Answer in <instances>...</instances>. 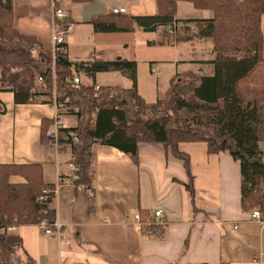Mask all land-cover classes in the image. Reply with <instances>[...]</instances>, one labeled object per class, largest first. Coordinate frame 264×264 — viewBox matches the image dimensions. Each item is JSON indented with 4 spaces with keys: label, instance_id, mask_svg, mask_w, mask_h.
I'll return each mask as SVG.
<instances>
[{
    "label": "crops",
    "instance_id": "obj_1",
    "mask_svg": "<svg viewBox=\"0 0 264 264\" xmlns=\"http://www.w3.org/2000/svg\"><path fill=\"white\" fill-rule=\"evenodd\" d=\"M15 4L20 7L18 29L32 24L29 32L41 41L50 38L51 0H14ZM61 4L70 21L64 32L71 62L85 61L91 56L136 62L138 46L157 44L161 46V55L143 58L151 66L155 59H168L174 73L187 70L213 73V65L204 62L214 55L208 38L172 42L164 28L144 31L137 27L132 32L99 33L94 32L90 23L93 16L113 8H125L124 13L133 16L153 15L157 10L155 0H62ZM210 16V11L197 9L191 2H176L175 19ZM261 31L264 58V13ZM130 86L131 81L129 86L120 87ZM0 107L4 110L0 112V164L39 163L44 181L55 185L53 199L59 233L53 228L46 234L47 226L43 223L10 230L21 236L24 249L36 263L264 264V221L252 217L253 210L243 211L239 162L228 152L210 154L204 142L178 144V149L189 157L192 199L185 187L188 178L181 160L162 143L140 142L138 164L120 149L97 143L91 154L93 184L84 190L68 181L59 184L60 175L70 174L69 153L59 151L56 162L50 148L40 143L41 120L53 121L58 108L52 99L37 97L32 102L17 104L10 91H0ZM60 115L63 126L77 125L74 115L62 110ZM72 119L74 123H68ZM260 146L264 151V141ZM155 210L163 213L164 231L161 236H147L134 216L147 211L156 223L159 218L154 216Z\"/></svg>",
    "mask_w": 264,
    "mask_h": 264
},
{
    "label": "trees",
    "instance_id": "obj_2",
    "mask_svg": "<svg viewBox=\"0 0 264 264\" xmlns=\"http://www.w3.org/2000/svg\"><path fill=\"white\" fill-rule=\"evenodd\" d=\"M177 1L155 0L153 15L110 11L93 16L90 23L99 33L164 28L172 42L208 38L214 55L204 62L213 65L211 75L175 72L166 96L146 102L137 90L135 61L91 56L71 62L66 44L53 55L37 36L14 27L13 0H0V91H10L17 104L54 97L60 109L67 108L64 113L75 116L77 125L59 128L57 142L60 151L69 153L68 162L79 169L72 180L67 179L69 175H60L59 184L68 181L76 188H91L94 144L116 147L138 164V144L159 142L181 160L188 178L185 187L194 199L189 157L178 144L204 142L208 153L226 151L239 162L241 207L246 212L257 209L264 221V151L260 146L264 141V0H183L211 13L210 18L185 20L175 19ZM58 22L60 30L66 31L70 21L65 17ZM113 71L121 72L131 86L94 88L73 81L77 74L94 83L96 74ZM39 77L43 87L36 84ZM242 82L258 87L251 101L244 102L239 94ZM51 124L52 119H42L39 133L40 143L48 148L54 140L47 135ZM14 177L20 180L13 181ZM54 186L44 181L39 163L0 164V264H38L24 249L21 236L8 228L40 223L54 228ZM44 190L49 193L41 199ZM139 215L149 223L142 229L145 235L163 234L165 224L154 223L147 211Z\"/></svg>",
    "mask_w": 264,
    "mask_h": 264
},
{
    "label": "rangeland",
    "instance_id": "obj_3",
    "mask_svg": "<svg viewBox=\"0 0 264 264\" xmlns=\"http://www.w3.org/2000/svg\"><path fill=\"white\" fill-rule=\"evenodd\" d=\"M14 6H16V10L14 9ZM19 5H14L13 0V25L16 27L17 21V11L19 10ZM25 22V21H22ZM27 24V23H25ZM32 24H29L25 29H19L23 33L32 34L28 31V27H30ZM17 28V27H16ZM18 29V28H17ZM27 30V31H26ZM52 34V30H51ZM36 36V35H35ZM39 38V37H37ZM40 39V38H39ZM43 39V38H41ZM49 40L51 41V36L48 39H43L42 41L45 42L46 46L45 48H49L51 43H48ZM41 41V42H42ZM155 55L160 56L161 55V46L160 45H144V46H138L137 48V85L139 93L141 94L142 98L146 102H154L157 98H164L166 96V91L169 86V80L173 76L174 73V66L167 61L168 59H155L152 66L149 64L148 61H145L143 58L145 55ZM152 68H154L156 71L159 72V74H153L151 72ZM92 82V80H91ZM97 85H120V86H129L130 81L119 71H113L109 73H101L95 76V80ZM256 90H258L257 86H251L244 82L239 83L238 91L239 94L244 102L251 101ZM72 121H69L68 123H74V119ZM255 210V209H254Z\"/></svg>",
    "mask_w": 264,
    "mask_h": 264
},
{
    "label": "built area",
    "instance_id": "obj_4",
    "mask_svg": "<svg viewBox=\"0 0 264 264\" xmlns=\"http://www.w3.org/2000/svg\"><path fill=\"white\" fill-rule=\"evenodd\" d=\"M61 2H62V0H51V6H50L51 17H52V23H51V29H52L51 42H52V45H51V50H52L53 55L56 52L63 50V45H65V32L63 30H60L59 24L56 23L59 20H63L66 16L65 10L63 9ZM111 11L113 13H124L125 8H113V9H111ZM151 72L157 73V71H155L154 68H152ZM73 81L75 83L84 82L87 85H93L95 88H98L97 85L92 84V82H90V81L86 82L83 79V77H81L80 75H77V74L74 75ZM36 84L38 85V87L44 86V83H43V80L41 77L37 78ZM40 98L43 99L42 97H40ZM52 100L57 105L54 97L52 98ZM58 108H56V112H55V116L53 118L52 124L49 126V128L47 130V135L54 139L52 142V145L50 146V150H51V154L53 155L56 162H58L57 161V155H58V152L60 151V145L57 142L58 129L63 127V125H64V121L60 115V110L67 111V108H64V110L60 109V108L58 109ZM67 168L69 169V173H70L68 180H72L74 178L73 173L76 172L79 169V167L77 165H75L73 162H68ZM48 193H49V190H44L41 199H45V197ZM54 193H55V189H52V194L54 195ZM162 215H163V213L161 210H155L154 211V216L159 218V220L156 222V224H158V225L165 224L164 219H162ZM252 217L260 218V213L257 209L252 211ZM134 221L137 223V225H139L141 227V230L144 229V225L149 224L140 218L139 213L135 214ZM54 228H57V231L59 233V226L57 224H55ZM11 229L12 228H8V230H11ZM52 229L53 228L47 226L45 229V233L50 234L52 232Z\"/></svg>",
    "mask_w": 264,
    "mask_h": 264
},
{
    "label": "bare ground",
    "instance_id": "obj_5",
    "mask_svg": "<svg viewBox=\"0 0 264 264\" xmlns=\"http://www.w3.org/2000/svg\"><path fill=\"white\" fill-rule=\"evenodd\" d=\"M95 88V87H94Z\"/></svg>",
    "mask_w": 264,
    "mask_h": 264
}]
</instances>
